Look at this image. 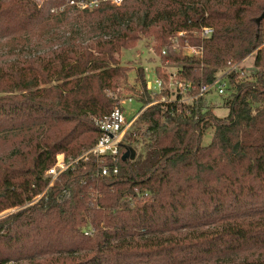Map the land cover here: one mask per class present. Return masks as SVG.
I'll use <instances>...</instances> for the list:
<instances>
[{
    "label": "trees",
    "instance_id": "1",
    "mask_svg": "<svg viewBox=\"0 0 264 264\" xmlns=\"http://www.w3.org/2000/svg\"><path fill=\"white\" fill-rule=\"evenodd\" d=\"M263 12L264 0H0V39L53 30L56 18L69 27L48 49L0 62V143L11 147L0 157V212L41 194L58 154L76 158L97 142L94 117L112 112L108 93L128 74L119 55L143 35L180 64L191 94L255 51L249 79L228 77L225 117L206 105L215 92L190 104L142 99L146 128L129 130L118 161H106L118 173L80 160L1 218L0 264H264ZM202 26L210 38H188L201 58L174 51L177 32ZM137 76L146 90L145 69ZM140 139L143 150L123 160Z\"/></svg>",
    "mask_w": 264,
    "mask_h": 264
},
{
    "label": "rangeland",
    "instance_id": "2",
    "mask_svg": "<svg viewBox=\"0 0 264 264\" xmlns=\"http://www.w3.org/2000/svg\"><path fill=\"white\" fill-rule=\"evenodd\" d=\"M52 23L57 24V27H54L53 30L51 29L52 31L49 29V26H43L45 27L44 29L33 32L30 35L27 34L21 37L0 39V62L12 60L21 55L33 53L46 48L48 49L50 45L58 41L61 37V33L67 31L69 28L63 18H56ZM191 34L193 37H198V34L195 32H190L189 35ZM188 38L189 36L184 39V43L181 42L177 45V48L179 49L178 53L185 55L187 52L186 40ZM159 44L160 42L155 38L154 34L149 33L148 35H143L133 47L123 49L119 55L121 64L128 68V74L125 79L120 81L115 90L109 91L108 95L116 100L114 106L125 105L128 118H131L139 111L143 105L142 99L148 97V93L145 88H143V84L138 80L137 71L140 68L145 69L146 80L154 81L156 75L161 76L165 80V90H163L162 94L155 97L157 99L153 98L151 101H159L163 98L172 101L179 92L180 82L183 80V77L179 75L181 66L179 63L172 61L171 59L163 60L164 54H162V50L160 53L161 47ZM163 48L164 46L161 49ZM254 55L255 51L248 55L243 61L238 62L240 66L238 71L240 78L249 79L251 77L247 71L251 69L250 67L254 66ZM176 74L177 77H175ZM221 74L222 73L220 72L218 75ZM233 93L234 88L229 82H227L223 94L218 95V93H213L206 97V105L213 107V113L217 117H225L228 115L229 109L225 107L224 103ZM146 126L145 123L137 120L133 123L130 132H134L137 129L143 130ZM214 131V126L205 131L203 139L204 145L211 143ZM8 142L9 141H3L0 143V157L8 156L10 153L11 147ZM143 143V140L140 139V142L134 144V147L136 148V156L143 150ZM22 209L23 208H10L4 210L0 212V219L6 217L10 213L12 214ZM7 264H17V262L13 260Z\"/></svg>",
    "mask_w": 264,
    "mask_h": 264
},
{
    "label": "built area",
    "instance_id": "3",
    "mask_svg": "<svg viewBox=\"0 0 264 264\" xmlns=\"http://www.w3.org/2000/svg\"><path fill=\"white\" fill-rule=\"evenodd\" d=\"M107 0H71V4H76L80 8H95L101 2ZM124 0H112L114 4H121ZM198 34V37L202 40H206L211 37L214 32V28L212 26H202L199 30H194ZM189 36L187 31H179L172 37V43L174 45V50L179 51L177 45L180 43L182 38L186 39ZM186 49L187 52L185 55L195 56L201 58L203 56V46L202 45H193L190 43L189 39L186 40ZM162 54H167V49L164 47L162 49ZM239 64L235 63L232 66L228 67L224 71H222L221 75H218L217 78L209 84H203L200 86L199 91L196 94H191L192 91V83L187 82L183 79L180 82L179 92L174 97V100H154L148 103L146 107L160 103V102H173L176 101L178 103H193V101L198 100L200 97L206 96L211 92H215L218 94H223L225 92V87L227 86L228 77L230 73L239 71ZM177 77V74L176 76ZM165 88V80L156 75V79L146 80V90L148 94H150L154 99L156 96L162 94ZM143 108L135 113L131 118L127 117L125 105H116L114 106L112 112L105 116L104 118L94 117L95 123L100 127L102 134L98 138L97 142L88 150L84 151L80 156L76 158L67 159L64 153H60L57 155L56 162L47 170L45 176L50 179L48 187L54 185L56 180L60 177L62 173H64L68 168L73 167L74 164L78 163L80 160L87 161L90 158H95L99 167H101L98 173L102 176H107L110 174H116L119 171V168L115 164L106 163L108 158H111L115 163L119 158V149L120 145L124 139L125 134L132 128L133 123L137 120ZM48 187L43 190L41 194L35 197L32 201H28L25 205L20 207H15L17 209L28 207L34 203H36L47 191ZM148 195L145 194V196ZM11 214V213H10ZM4 216V215H2ZM93 230L89 229L86 231V234H92Z\"/></svg>",
    "mask_w": 264,
    "mask_h": 264
},
{
    "label": "water",
    "instance_id": "4",
    "mask_svg": "<svg viewBox=\"0 0 264 264\" xmlns=\"http://www.w3.org/2000/svg\"><path fill=\"white\" fill-rule=\"evenodd\" d=\"M264 19V12L262 13V15L260 17L257 18V22H261L262 20ZM252 68V67H250ZM136 157V151L135 149H131V153L130 151H127L124 153L123 155V160L127 159V158H131V159H134Z\"/></svg>",
    "mask_w": 264,
    "mask_h": 264
}]
</instances>
